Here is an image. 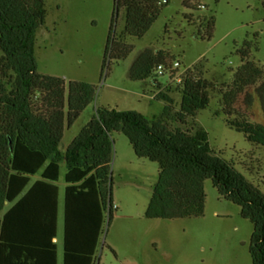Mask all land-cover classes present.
Segmentation results:
<instances>
[{
	"label": "trees",
	"instance_id": "1",
	"mask_svg": "<svg viewBox=\"0 0 264 264\" xmlns=\"http://www.w3.org/2000/svg\"><path fill=\"white\" fill-rule=\"evenodd\" d=\"M196 2L187 0L186 5L193 8ZM170 3L115 0L102 78L135 50L129 39L144 38ZM47 18L46 0H0V264H59L56 239L63 166L67 184L63 264L98 263L107 220L111 223L119 210L114 199L115 133L129 138L139 159L159 164L146 218L205 217L211 180L220 199L241 207L242 217L254 224L250 253L253 264H264V183L250 180L234 161L216 152L204 127L187 128L218 92L221 107L216 115L264 149V65L253 59L256 42L246 39L237 50L242 65L232 71L231 82L219 86L208 79L201 59L186 67L178 84L179 110L166 105L160 118L152 120L140 111L101 106L63 149L67 129L95 103L99 85L39 71L38 32ZM121 21L124 29L118 33ZM216 27L213 15L196 36L212 40ZM176 62L180 61L168 50L146 49L132 66L130 78L162 87L159 78L166 74L160 75L159 69L168 71ZM172 121L181 127L172 129Z\"/></svg>",
	"mask_w": 264,
	"mask_h": 264
},
{
	"label": "rangeland",
	"instance_id": "2",
	"mask_svg": "<svg viewBox=\"0 0 264 264\" xmlns=\"http://www.w3.org/2000/svg\"><path fill=\"white\" fill-rule=\"evenodd\" d=\"M171 0L152 29L142 39H129L136 48L123 61L112 66L102 78V67L115 15V0H46L48 18L38 32L39 71L67 80H83L99 85L95 103L71 128L67 129L62 148L66 149L101 106L121 111L136 110L152 120L160 118L166 105L177 110L182 103L178 83L169 75L159 78L163 88L145 86L130 78V70L146 49L172 52L182 68L205 60L207 78L221 86L232 81L233 70L242 65L237 50L246 39L256 42L253 59L264 65V0ZM192 15V19L188 16ZM217 18L212 40L199 39L200 26L211 16ZM124 22L117 23L121 33ZM256 35H259L256 38ZM170 83V84H169ZM160 91L157 100L144 96ZM210 107L191 121L210 134L213 149L234 161L250 180L264 183V149L252 145L243 133L217 116L221 96L212 93ZM172 129L181 127L170 123ZM114 199L119 210L113 221L107 220L99 264H253L250 245L254 224L241 215V207L221 200L213 181L207 183V209L200 219H149L145 217L160 167L149 159H139L129 138L114 136ZM60 216V264H63L64 193ZM108 246H111L115 254Z\"/></svg>",
	"mask_w": 264,
	"mask_h": 264
},
{
	"label": "built area",
	"instance_id": "3",
	"mask_svg": "<svg viewBox=\"0 0 264 264\" xmlns=\"http://www.w3.org/2000/svg\"><path fill=\"white\" fill-rule=\"evenodd\" d=\"M185 71H186V68H182L181 63L180 62H176L174 64V66L170 70L166 71V69L164 67H161L159 69L158 73L160 75H164V74L169 75V77H170V83L173 82V81H175L178 84H181L182 83L183 74H184ZM159 88L162 89L163 86L162 87H159ZM159 93H160V91H157L153 95H147V93L145 92V95L144 96L150 98L151 100H157ZM115 207L116 208H119L117 205H115Z\"/></svg>",
	"mask_w": 264,
	"mask_h": 264
},
{
	"label": "crops",
	"instance_id": "4",
	"mask_svg": "<svg viewBox=\"0 0 264 264\" xmlns=\"http://www.w3.org/2000/svg\"><path fill=\"white\" fill-rule=\"evenodd\" d=\"M77 136V135H76ZM65 167V166H63ZM63 167H62V172H61V181H60V186H61V199H62V184L64 183L63 182ZM66 168V167H65ZM39 177H41V173L35 178L38 179ZM65 177H66V174H65ZM66 181H65V187H66ZM64 204H65V193H64ZM64 214H65V205H64ZM60 216H61V205H60ZM58 245H59V264H60V217H59V236L58 238L56 239ZM63 248H64V236H63ZM63 259H64V255H63Z\"/></svg>",
	"mask_w": 264,
	"mask_h": 264
},
{
	"label": "water",
	"instance_id": "5",
	"mask_svg": "<svg viewBox=\"0 0 264 264\" xmlns=\"http://www.w3.org/2000/svg\"><path fill=\"white\" fill-rule=\"evenodd\" d=\"M97 264H99V261H98V263Z\"/></svg>",
	"mask_w": 264,
	"mask_h": 264
}]
</instances>
